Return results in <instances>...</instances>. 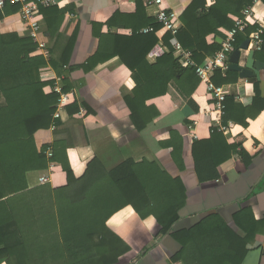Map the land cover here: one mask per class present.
<instances>
[{
    "label": "trees",
    "instance_id": "trees-1",
    "mask_svg": "<svg viewBox=\"0 0 264 264\" xmlns=\"http://www.w3.org/2000/svg\"><path fill=\"white\" fill-rule=\"evenodd\" d=\"M250 2L215 0L206 11V0H192L180 15L177 40L192 51V59L200 64L220 47L218 43L208 44L206 35L216 32L220 26L231 28L234 20L228 14L240 16L242 8ZM3 9L5 13H15L20 5L6 3ZM38 11L47 31L54 34L65 9L55 4L39 5ZM121 13L116 10L106 24L111 26ZM138 15L143 21H138ZM128 16L130 24L138 22L131 24L132 34H100L97 49L82 67L87 72L97 63L118 56L133 74L134 96L127 103L130 117L135 127L140 129L145 122L138 123L136 118L141 113L138 108L146 99L168 93L171 82L190 97L200 78L194 67H183L174 57L169 42L170 32L163 36L170 51L153 64L148 63L146 53L157 41L156 33L162 25L145 15L142 0L135 1V10ZM149 25L153 27L152 31L138 32ZM255 28L249 25L238 32L233 46L237 47ZM102 38L111 44H103ZM37 47L38 43L29 36L16 32L0 34V256H14L17 264H23V261L26 264H116L130 248L107 227V220L130 205L140 217L154 216L158 234L167 235L180 218L184 186L179 177L145 159L139 162L129 159L108 170L93 158L83 173L76 177L62 143L53 145L48 158V146L38 147L37 137L57 122L53 114L59 94L51 89L53 81L40 80L38 72L48 63L60 75V68L68 60L67 53H64L60 63L52 59L47 61L41 54H36ZM261 50H264V43ZM23 73H28L29 79L17 80ZM6 77L10 79L7 84L4 83ZM211 80L216 86H221L235 82L237 73L217 69ZM62 82V91L68 94L63 106L71 115L79 111V100L71 92L69 81L62 79ZM255 86L253 101L248 106L238 104L232 96L226 97L224 123L231 119L245 126L247 118H254L264 108V98L259 97L257 84ZM171 94L175 100V95ZM236 146L240 143L228 144L222 132L212 126L209 138L193 140L191 155L196 165L207 161L215 169L228 159ZM240 154L244 152L240 150ZM49 163L62 168L65 184L51 187L46 183L29 187L26 173L46 168ZM235 221L240 226L237 216ZM171 235L181 244L180 251L172 257L173 261L240 264L245 252L246 238L236 234L214 215L203 218L190 228L174 230ZM10 237L14 241H6ZM216 241H220L219 246Z\"/></svg>",
    "mask_w": 264,
    "mask_h": 264
},
{
    "label": "crops",
    "instance_id": "crops-1",
    "mask_svg": "<svg viewBox=\"0 0 264 264\" xmlns=\"http://www.w3.org/2000/svg\"><path fill=\"white\" fill-rule=\"evenodd\" d=\"M135 1L57 0L55 5L64 8L65 12L54 34L47 31L40 13L39 32L32 35L31 29L21 20L19 11L5 13V9L0 10V34L16 32L33 38L38 43L36 54H41L47 61L52 59L60 63L61 56L67 53L68 63L60 68V75L47 63L39 68V79L53 81L52 88L55 85L62 88V79L68 80L71 92L79 100L80 109L70 115L64 106L56 107L58 117L55 127L38 135L37 146L47 145L46 156L49 158L51 155L48 152H52L53 145L62 143L76 177L83 173L93 158L98 159L108 170L129 159L135 162L145 159L157 163L170 175L179 177L185 189L184 204L179 213L180 218L169 234L159 235L154 216L140 217L130 205L118 210L107 220V227L130 248L116 264H197L190 262L192 260L189 263L172 260L180 251L181 244L171 233L190 228L209 215L218 217L236 234L246 238L242 260L249 250L261 247L259 264H264V108L254 118H247L245 126L231 119L226 120L230 128L222 132L224 140L228 144L240 143L228 159L215 169L207 161L196 165L191 155V143L195 139L209 138L212 127L202 113L210 103L205 82L200 80L190 97L171 82L168 93L146 99L144 105L138 108L141 113L136 118L138 123L145 122V125L137 129L127 103L134 96L135 86L129 68L118 56L97 63L87 72L82 67L97 49L100 34H132L131 24L138 22L130 24L128 13L134 12ZM191 1L164 0L163 6L181 23L180 15ZM214 2L206 0L205 10ZM116 10L122 13L109 26L106 23ZM253 10L254 17L259 20L264 13L262 2L256 3ZM154 12L155 8L145 4L147 17L154 18ZM228 17L234 20L238 16L229 13ZM138 18L139 22L143 21L140 15ZM249 25L256 28L245 38H250L252 33L260 29L264 43V24L251 21ZM149 27L152 26H144L138 32H150L145 31ZM229 29L218 27L216 32L206 35V42L220 45ZM165 33L163 28L157 30L158 39L149 50L160 40L163 41ZM102 43L107 46L111 44L106 38H102ZM149 50L146 60L153 64L156 60L148 58ZM247 52L241 50L240 66L245 64ZM254 58L264 62V50H254ZM236 73L235 82L221 85L226 97L232 96L238 104L248 106L253 101L257 84L259 97L264 98V69L259 71L260 77L254 82ZM28 79V73L17 77L19 81ZM9 81V77L4 79L5 84ZM171 93L175 95V100ZM154 112L156 114L152 115ZM240 150L244 154L241 155ZM41 176H46L47 182L40 183ZM26 179L29 187L46 183L51 187H59L66 182L62 168L51 163L46 168L28 171ZM235 216L239 218L240 226ZM6 241L12 242L14 239L10 237ZM219 242L216 241V245L219 246ZM0 264H17V261L14 256H0Z\"/></svg>",
    "mask_w": 264,
    "mask_h": 264
},
{
    "label": "built area",
    "instance_id": "built-area-1",
    "mask_svg": "<svg viewBox=\"0 0 264 264\" xmlns=\"http://www.w3.org/2000/svg\"><path fill=\"white\" fill-rule=\"evenodd\" d=\"M148 7L155 8L154 18L156 22L162 25V28L166 32H170L171 38L169 40L171 44V50L178 63L183 67H194L195 74L201 81L205 82L207 87V95L210 103L202 110L205 117L209 119L210 125L216 127L218 131L227 132L230 128L229 123L223 122L224 116V101L226 98V92L222 86H216L211 77L215 70L220 69L225 71L228 69V57L233 50L235 36L238 32L243 31L251 21H259L264 24V13L259 20L254 17V5L258 2H262L264 6V0H251L249 4L244 6L241 11V15L234 19L233 26L226 31L225 37L220 41L219 49L213 56L206 58L200 64H196L192 59V51L188 48H184L177 40L176 34L178 32L180 22L174 14L168 11L163 6L164 0H143ZM6 3L20 5L19 16L21 20L31 29L32 35L39 32L40 29V15L38 11V3L42 5H54L57 0H0V10L4 8ZM153 30L152 27L147 28L145 31ZM261 30H257L251 34L249 38L248 48L252 50L262 49ZM170 51V48L163 42L159 41L148 52V58L156 60L163 54ZM52 91L59 94V100L56 103L57 108L63 107L64 102L68 99V94L62 91L59 86H54ZM53 117L56 119L58 113L55 111ZM196 122H193L195 125ZM55 124H52L50 128H54ZM195 137V136H194ZM51 155V151L48 152ZM40 183L47 182L46 176L39 178ZM175 264H183L182 262H176Z\"/></svg>",
    "mask_w": 264,
    "mask_h": 264
},
{
    "label": "water",
    "instance_id": "water-1",
    "mask_svg": "<svg viewBox=\"0 0 264 264\" xmlns=\"http://www.w3.org/2000/svg\"><path fill=\"white\" fill-rule=\"evenodd\" d=\"M249 38H245L237 47H234L228 57V69L238 72L239 77L254 82L259 79V71L264 69V62L254 58V50L248 48ZM241 50H247L245 64L239 65ZM261 247L249 250L242 264H259Z\"/></svg>",
    "mask_w": 264,
    "mask_h": 264
},
{
    "label": "rangeland",
    "instance_id": "rangeland-1",
    "mask_svg": "<svg viewBox=\"0 0 264 264\" xmlns=\"http://www.w3.org/2000/svg\"><path fill=\"white\" fill-rule=\"evenodd\" d=\"M26 26V25H25Z\"/></svg>",
    "mask_w": 264,
    "mask_h": 264
}]
</instances>
